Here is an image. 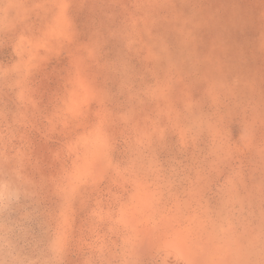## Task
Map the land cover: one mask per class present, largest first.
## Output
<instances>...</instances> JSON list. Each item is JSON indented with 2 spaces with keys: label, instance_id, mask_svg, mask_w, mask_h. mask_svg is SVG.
<instances>
[{
  "label": "rangeland",
  "instance_id": "obj_1",
  "mask_svg": "<svg viewBox=\"0 0 264 264\" xmlns=\"http://www.w3.org/2000/svg\"><path fill=\"white\" fill-rule=\"evenodd\" d=\"M0 264H264V0H0Z\"/></svg>",
  "mask_w": 264,
  "mask_h": 264
}]
</instances>
